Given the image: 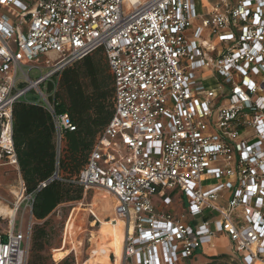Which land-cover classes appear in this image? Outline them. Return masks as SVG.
Here are the masks:
<instances>
[{
    "label": "built area",
    "instance_id": "2783aa9c",
    "mask_svg": "<svg viewBox=\"0 0 264 264\" xmlns=\"http://www.w3.org/2000/svg\"><path fill=\"white\" fill-rule=\"evenodd\" d=\"M99 50L114 114L74 182L84 198L113 196L122 261L189 264L219 236L241 264H264V0H0V170L17 176L0 264H28L18 214L35 224V195L61 181L64 134L76 130L57 110L60 74ZM41 56L51 70L33 80L24 68ZM21 101L43 108L55 134L56 171L31 193L13 139Z\"/></svg>",
    "mask_w": 264,
    "mask_h": 264
},
{
    "label": "trees",
    "instance_id": "16d2710c",
    "mask_svg": "<svg viewBox=\"0 0 264 264\" xmlns=\"http://www.w3.org/2000/svg\"><path fill=\"white\" fill-rule=\"evenodd\" d=\"M114 78L102 50L73 64L60 74L56 92L57 110L75 125L64 134L58 161L61 181L49 184L35 195L32 252L29 264L47 242L45 223L60 206L83 200L84 190L76 184L85 169L97 137L114 114ZM13 139L20 173L27 191L34 192L56 171L57 155L52 120L41 107L23 101L13 107Z\"/></svg>",
    "mask_w": 264,
    "mask_h": 264
},
{
    "label": "rangeland",
    "instance_id": "374dc122",
    "mask_svg": "<svg viewBox=\"0 0 264 264\" xmlns=\"http://www.w3.org/2000/svg\"><path fill=\"white\" fill-rule=\"evenodd\" d=\"M209 6V2L201 1L197 6V12L200 13ZM33 65H39L41 68H24L26 72L30 71L33 80L51 70L45 64L43 56L34 60ZM16 181L17 176L14 171L5 168L0 170V215L8 216L12 210L6 205L12 201L11 191ZM114 206L113 196L103 190H91L82 201L57 208L45 223L48 239L44 249L36 255V264H115V256L120 251L122 234L120 224H117L115 220L110 222L113 218ZM90 209L94 210L101 224L92 222ZM70 218L72 228L62 248L65 225ZM18 220H22L25 231L28 232L31 229L29 264L33 246L32 234L36 224L31 225L28 217L26 215L23 217L20 213ZM215 244L218 247L217 251L205 248V254L199 252L196 254L197 258L189 264H241L238 257L233 254L231 244L225 238L218 236ZM121 264L132 263L122 261Z\"/></svg>",
    "mask_w": 264,
    "mask_h": 264
},
{
    "label": "bare ground",
    "instance_id": "6f19581e",
    "mask_svg": "<svg viewBox=\"0 0 264 264\" xmlns=\"http://www.w3.org/2000/svg\"><path fill=\"white\" fill-rule=\"evenodd\" d=\"M108 194V193H107ZM109 195V194H108ZM14 212L11 210L8 214L9 215H13ZM117 222V224H120V231L122 234V240H123V234H124V230H123V222L121 220H115ZM116 257V263L115 264H121L122 263V241H121V246H120V251L118 252V254L115 256Z\"/></svg>",
    "mask_w": 264,
    "mask_h": 264
},
{
    "label": "crops",
    "instance_id": "0c3cea01",
    "mask_svg": "<svg viewBox=\"0 0 264 264\" xmlns=\"http://www.w3.org/2000/svg\"><path fill=\"white\" fill-rule=\"evenodd\" d=\"M223 238H224V237H223ZM225 239H226V238H225ZM226 240H227V239H226ZM227 241H228V240H227ZM217 249H218V247H217ZM217 249H216L215 251H217ZM203 254H205V251L203 252ZM208 256H210V255H208ZM211 256H212V255H211ZM196 258H197V255H196L195 259H196ZM195 259H194V260H195ZM194 260H193V261H194Z\"/></svg>",
    "mask_w": 264,
    "mask_h": 264
}]
</instances>
